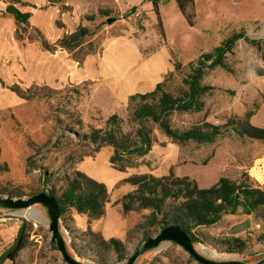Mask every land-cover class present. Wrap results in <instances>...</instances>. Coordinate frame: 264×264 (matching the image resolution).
<instances>
[{
	"label": "rangeland",
	"instance_id": "374dc122",
	"mask_svg": "<svg viewBox=\"0 0 264 264\" xmlns=\"http://www.w3.org/2000/svg\"><path fill=\"white\" fill-rule=\"evenodd\" d=\"M142 22V19L137 20L140 29L144 28ZM99 28L100 24H93L89 28L91 34L84 37L82 45L74 50L67 49L77 61L82 62L88 54L99 50L98 38H95ZM157 28L160 34V26L157 25ZM184 36L186 34L180 37L183 39ZM30 37L38 39L39 33L32 32ZM248 37L264 39V34L254 33ZM214 44L211 43L202 51L193 49L187 54L184 53L185 50L181 51L178 48L173 50L171 60L174 69L166 74L167 81L164 88L178 95L184 87L182 79L189 71V62L197 59L201 53L213 50L216 46ZM52 50L54 49H50ZM226 62L228 69L221 67L209 69L201 81L214 87L202 96L205 102L204 109L200 112L174 113L172 116L174 127L187 129L201 123L207 116H214L212 120L222 125L227 122L230 115H234L229 114V106L238 96H241V102L246 107L242 116L247 111L256 109L262 96L251 104L249 98L253 81L264 82V42L258 47L240 39L234 51L227 55ZM175 63L181 64L179 71H176ZM21 64V67L15 70L11 66V61L0 58V195L26 197L43 189H52L59 195L67 186L66 177L73 175L78 163L85 156L94 154L92 142L84 139L83 135L88 134L92 128H106V121L113 113H117L123 119L124 129L130 130L131 106H120L117 102L114 106H107L106 102L109 99L105 100L104 96H100L102 90L88 81L66 83L60 87L32 82L27 77L26 66L22 62ZM40 68H38L39 72ZM14 85H18L23 90L30 89L33 97L29 99L21 97L11 89ZM262 95L264 97V93ZM154 133L158 143L165 144L159 140L165 139V136L157 125L154 126ZM225 140H229L230 144L225 143ZM220 145H222L220 152L211 166L183 165L179 171L189 173L201 180L200 187H210L216 182L213 177L221 172L228 150L240 146L241 160L246 164L240 172L246 174L250 182L264 186L253 180L246 172L251 155L253 156L255 152L260 157L264 155V141L242 137L231 125L222 128L211 147L190 142L182 148L184 157L186 149L197 148L199 159H206ZM239 174H236V177ZM150 212V209L138 211L140 216L137 220L140 223L144 222ZM243 216L242 213H237L231 215L233 220L222 221L221 224L226 226L225 229L198 228L196 232L199 233L201 240L194 242L195 246L201 253L214 259H241L254 262L262 258L264 242L259 240V235L264 230V221L254 215L244 220ZM21 217L28 219L25 231V235H28L27 246L20 250L15 259L7 258L1 264H69L64 260L56 243L52 242L50 219L45 207L40 204L22 212L0 208V257L15 242L22 225ZM60 226L71 254L86 264H125L128 257L145 242L146 235L155 236L162 229L160 225H155L129 232L124 242L125 255L120 257L111 248L106 250L94 248L90 242L91 237L73 227L70 213L61 216ZM240 226L245 228V232L240 236L246 241L244 251L241 253L224 251L227 246L219 241L232 236L221 233L236 232ZM135 264L201 263L182 246L164 242L160 247L142 254Z\"/></svg>",
	"mask_w": 264,
	"mask_h": 264
},
{
	"label": "crops",
	"instance_id": "0c3cea01",
	"mask_svg": "<svg viewBox=\"0 0 264 264\" xmlns=\"http://www.w3.org/2000/svg\"><path fill=\"white\" fill-rule=\"evenodd\" d=\"M7 5L6 0H0V58L11 61L15 70L21 67L22 62L32 82L53 87L83 81L93 83L102 90L100 96L109 99L107 106H114L115 102L126 106L131 95L154 90L166 74L174 69L171 58L172 51L177 48L185 50L186 54L193 49L202 51L211 43L220 45L232 33L242 29L247 36L264 34V0H194L196 22L193 26L188 23L176 0H158L164 36L161 32L158 34L159 15L153 0H63L62 3L22 0L16 6L22 12L29 13L27 23L19 22L7 11ZM100 9L109 10L116 19L108 22L106 16L98 14ZM137 9L142 12L140 19L143 29L137 26L138 19L131 15ZM92 14H95L94 20H88L87 15ZM95 23L100 24L95 34L99 50L88 54L82 62L64 48L57 47L50 51L43 48L40 37H30L32 32H39L49 44H55L65 35L76 31L80 25L90 27ZM18 32L20 37H17ZM185 34L182 39L180 36ZM251 88L250 104L260 96L262 99L250 121L264 127V82L255 80ZM241 99V96L234 99L229 106V114L242 115L246 111ZM213 117L208 116V121L215 123ZM164 136L165 139L159 140L165 144L155 143L146 155L135 157V166L124 171L111 163L113 148L108 145L93 155L85 156L78 163L77 170L105 183L109 195L104 213L98 218L91 219L88 213H80L72 208L69 213L74 228L81 232L91 229L105 239L117 238L125 242L129 230L139 222L137 217L140 216L137 211L125 213L120 201L124 194L135 188L129 182H124L133 174L164 176L173 171L178 176L196 179L201 186V180L179 171V168L183 165L211 166L222 145L206 159H199L197 148L186 149L184 157L182 145ZM224 142L230 144L229 140ZM211 144L206 145L211 147ZM241 156L240 146L228 150L221 172L213 177L214 181L217 182L223 175L236 178V174L246 165ZM246 170L253 179L264 185V155L260 157L256 152L251 155ZM231 215L235 214H225L216 225L210 227L225 229L226 226L221 222L233 220ZM242 215L244 220L252 217V214ZM243 228L240 226L236 232L221 234L242 236L245 232Z\"/></svg>",
	"mask_w": 264,
	"mask_h": 264
},
{
	"label": "trees",
	"instance_id": "16d2710c",
	"mask_svg": "<svg viewBox=\"0 0 264 264\" xmlns=\"http://www.w3.org/2000/svg\"><path fill=\"white\" fill-rule=\"evenodd\" d=\"M176 1L188 23L193 26L196 22L194 0ZM6 2H8L7 11L12 13L19 22L27 23L29 13L22 12L16 6L22 0H6ZM50 2L62 3L63 0H50ZM153 3L159 15L158 0H153ZM98 14L107 18L113 17L109 10L100 9ZM86 18L94 20L95 14L87 15ZM113 18L116 19V17ZM158 18L161 35L164 36L160 15ZM89 28L80 25L76 31L65 35L55 44H49L38 33L42 45L49 50L57 47L74 50L82 45L85 36L91 34ZM17 37H20L19 32ZM240 39L258 47L264 42L261 38L248 37L244 29L234 32L213 50L203 52L197 59L189 62V71L182 79L184 87L178 95L164 88L167 76L157 84L154 90L131 95L128 105L131 106L129 123L132 128L125 130L123 119L117 113L111 114L106 121V128H92L88 134L83 135L84 139L92 142L93 152L100 150L103 146H111L113 148L111 163L115 168L124 171L136 165L135 157L146 155L158 142L154 133L155 125L164 135L182 146L190 142L199 145L214 143L225 125H231L233 130L242 137L264 141V127L256 126L250 121L253 110L247 111L243 116L230 115L227 122L222 125L208 121V116L201 123L187 129L174 127L172 123L174 113L200 112L204 109L205 102L202 96L214 88L212 85L201 82L205 73L216 67L228 69L226 57L234 51ZM175 69L179 71L181 64L175 63ZM11 89L23 98L33 97L30 89L23 90L18 85L11 86ZM248 175L250 176L249 173ZM66 182L65 190L59 195L52 189H43L55 194L62 216L69 213L72 208L80 213H88L91 219L98 218L104 213L109 195L105 183L77 169L72 176L66 177ZM124 182H129L135 188L121 197L123 211L128 213L151 210L144 222H138L129 232L155 225H160L161 228L179 225L194 242H198L201 238L196 230L199 227L216 225L225 214H252L264 221V186L250 182L248 176L242 172L236 178L223 175L216 183L206 188L200 187L196 179L190 176H178L173 171L164 176H155L150 173L133 174L124 179ZM83 234L91 237L90 242L94 248L104 250L111 248L120 257H124L125 243L120 239H105L91 229ZM148 237L146 235L144 239ZM259 240L264 242V230L259 235ZM219 242L227 246L224 251L228 253H241L246 245V241L240 236L226 237ZM27 243L28 235L24 234L20 245L8 258L15 259Z\"/></svg>",
	"mask_w": 264,
	"mask_h": 264
},
{
	"label": "water",
	"instance_id": "95a60500",
	"mask_svg": "<svg viewBox=\"0 0 264 264\" xmlns=\"http://www.w3.org/2000/svg\"><path fill=\"white\" fill-rule=\"evenodd\" d=\"M115 18L109 17L108 22ZM36 204L45 207L50 219L49 228L52 232V242L56 243L57 248L63 255L64 260L69 264H86L71 254L68 249L67 241L61 230V211L56 200L55 194L48 191L36 192L26 197H13L0 195V208L20 211L31 209ZM22 225L15 242L0 258V264L20 245L27 227V218L21 217ZM164 242H172L182 246L192 257L201 264H264V256L257 261L247 262L241 259H214L201 253L195 246L191 236L179 225H169L160 230L155 236H149L145 242L128 257L125 264H135L138 258L149 250L160 247Z\"/></svg>",
	"mask_w": 264,
	"mask_h": 264
},
{
	"label": "built area",
	"instance_id": "2783aa9c",
	"mask_svg": "<svg viewBox=\"0 0 264 264\" xmlns=\"http://www.w3.org/2000/svg\"><path fill=\"white\" fill-rule=\"evenodd\" d=\"M131 15L134 17V18H136V19H140L141 17H142V12H141V10H135V11H133L132 13H131Z\"/></svg>",
	"mask_w": 264,
	"mask_h": 264
},
{
	"label": "bare ground",
	"instance_id": "6f19581e",
	"mask_svg": "<svg viewBox=\"0 0 264 264\" xmlns=\"http://www.w3.org/2000/svg\"><path fill=\"white\" fill-rule=\"evenodd\" d=\"M40 214V213H39Z\"/></svg>",
	"mask_w": 264,
	"mask_h": 264
}]
</instances>
